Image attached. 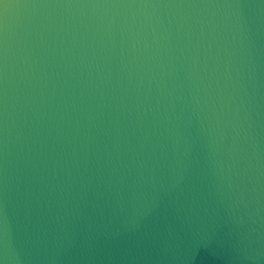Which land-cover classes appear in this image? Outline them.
I'll list each match as a JSON object with an SVG mask.
<instances>
[{"label": "water", "instance_id": "1", "mask_svg": "<svg viewBox=\"0 0 264 264\" xmlns=\"http://www.w3.org/2000/svg\"><path fill=\"white\" fill-rule=\"evenodd\" d=\"M0 264H264V0H0Z\"/></svg>", "mask_w": 264, "mask_h": 264}]
</instances>
